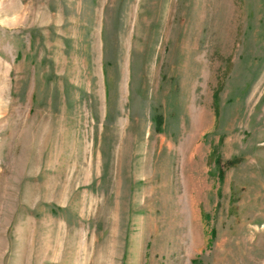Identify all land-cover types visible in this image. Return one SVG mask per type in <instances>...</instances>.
<instances>
[{"label": "rangeland", "instance_id": "374dc122", "mask_svg": "<svg viewBox=\"0 0 264 264\" xmlns=\"http://www.w3.org/2000/svg\"><path fill=\"white\" fill-rule=\"evenodd\" d=\"M0 264H264V0H0Z\"/></svg>", "mask_w": 264, "mask_h": 264}]
</instances>
